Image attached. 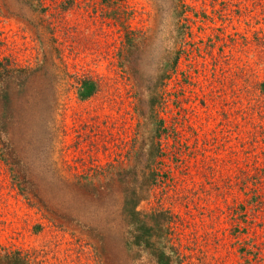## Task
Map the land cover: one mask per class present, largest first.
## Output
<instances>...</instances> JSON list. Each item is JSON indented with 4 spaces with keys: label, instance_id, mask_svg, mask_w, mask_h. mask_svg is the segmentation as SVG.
<instances>
[{
    "label": "rangeland",
    "instance_id": "374dc122",
    "mask_svg": "<svg viewBox=\"0 0 264 264\" xmlns=\"http://www.w3.org/2000/svg\"><path fill=\"white\" fill-rule=\"evenodd\" d=\"M187 1V80L161 78L176 18L152 0L124 2L150 34L135 76L106 0L50 6L46 57L0 13V57L33 68L22 124H0V246L33 264H264V0ZM124 174L152 187L126 201Z\"/></svg>",
    "mask_w": 264,
    "mask_h": 264
},
{
    "label": "trees",
    "instance_id": "16d2710c",
    "mask_svg": "<svg viewBox=\"0 0 264 264\" xmlns=\"http://www.w3.org/2000/svg\"><path fill=\"white\" fill-rule=\"evenodd\" d=\"M66 1L69 2V4H66ZM106 1L107 6L114 9V11L111 12V14H113L112 17L116 16L120 23L117 63L123 71L135 76L136 66L134 62L140 56L142 57L146 50L147 40L150 34L143 26L135 27L130 24L129 18L135 9L126 5L124 3L126 0ZM152 2L158 10L164 8L169 14H173L176 18L172 23V28L169 29L174 46L164 57L163 62H165L164 64L167 65V68L164 70V67H160V69L164 70L161 74V78L171 77L176 74V72L181 71L183 74L182 79L187 80L185 78L187 77V72L184 69L181 70L179 67V58L181 55H188L186 45L190 43V38L188 37L192 36L188 31V12L193 11L194 14H196L199 11L193 2H188L187 0H152ZM75 3H77V0H62L60 2L58 0H0V13L21 20L24 27L31 32L33 38L41 47L42 55L46 57L48 49L45 48L47 42L43 37V32L45 30L52 31V13L55 11H48L50 6L57 7V5L60 4V6L65 9L68 5H74ZM199 7L203 8L202 5ZM257 32L258 30H256V33ZM262 37H264L263 34ZM196 48L197 47H193L191 51ZM125 65H127V67H125ZM31 69L33 68L15 64L11 57H0V124L9 126H15L14 124L16 122L22 124L18 107L24 103L22 99H25L27 92V90H25V79ZM228 69L229 68H227V70ZM180 90H183L182 86ZM17 116H19V120H17ZM159 120L161 121L162 119L160 118ZM121 177L127 180V186L122 188L126 201H135L142 198L152 187L153 180L146 178L148 181H141L140 174H124L121 175ZM14 180V183L17 182V186L23 193H33V190L39 185L33 175H14ZM94 190L97 191L96 188H94ZM60 216L65 217L64 214ZM135 243L137 242L135 241ZM25 253L26 252L22 250L0 246V264H33L28 262ZM104 257L103 264H107L106 256Z\"/></svg>",
    "mask_w": 264,
    "mask_h": 264
}]
</instances>
